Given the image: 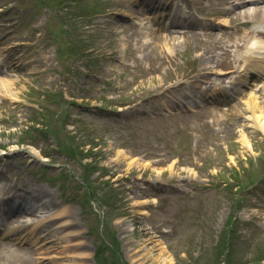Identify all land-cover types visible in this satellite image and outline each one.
<instances>
[{
	"label": "rangeland",
	"instance_id": "374dc122",
	"mask_svg": "<svg viewBox=\"0 0 264 264\" xmlns=\"http://www.w3.org/2000/svg\"><path fill=\"white\" fill-rule=\"evenodd\" d=\"M51 1L0 0V148L9 149L0 150V216L21 232H33L35 246L4 244L0 264H97L98 254L102 264H111L113 257L97 235L104 212L129 264H179L190 253L203 260L205 251L215 253L238 200L243 205L236 214L234 256L236 263L253 262L264 252V181L242 193L224 182L232 187L249 173H264V87L256 114L248 97L225 113L216 105L194 114L175 111L184 102L207 100V78L216 77L212 68L223 72L226 61L237 65L241 54L249 55L251 38L244 35L249 24H232L215 34L157 32L141 20L131 0H84L106 11L91 20L80 17L85 10L79 3L59 8ZM68 12L73 16L66 19L78 30H67L70 35L62 32ZM230 44L243 45L232 46L226 56ZM59 45L69 47L64 70ZM80 46L88 53L77 58ZM60 91L67 101L82 104L84 99L91 105L65 116L61 136L71 137L69 146L94 153L95 158L91 153L84 158L90 169L94 163L109 169V174L91 170L90 177L95 181L91 192L107 180L112 183L113 188L98 190L109 199L104 208L99 199H85L84 168L67 154L52 162L41 155L48 144L20 145L22 128L42 107L66 109L67 104L48 100V93ZM105 102L117 115L94 108ZM48 140L56 147L52 137ZM156 192L161 198L150 205ZM14 195L28 206L13 216ZM35 210L55 218L26 223L24 217Z\"/></svg>",
	"mask_w": 264,
	"mask_h": 264
},
{
	"label": "bare ground",
	"instance_id": "6f19581e",
	"mask_svg": "<svg viewBox=\"0 0 264 264\" xmlns=\"http://www.w3.org/2000/svg\"><path fill=\"white\" fill-rule=\"evenodd\" d=\"M255 9V8H254ZM254 9L252 11V13L254 12ZM228 21V19H224L223 22L226 23ZM260 104V103H258ZM257 102H256V99H255V95H251V93L249 94V97H248V106H249V109L254 112L255 114L257 113ZM261 106V105H260ZM261 119L260 115H258V120L259 121ZM261 124V122H259ZM11 230V229H9ZM9 232H7L8 234ZM6 233L4 232H1V228H0V240L6 236L5 235ZM30 238L27 236V237H24L23 235L20 236V238H18V240H16L17 242H22L23 240H25V242H27ZM1 258H7L5 255L2 256ZM170 260V259H169Z\"/></svg>",
	"mask_w": 264,
	"mask_h": 264
},
{
	"label": "trees",
	"instance_id": "16d2710c",
	"mask_svg": "<svg viewBox=\"0 0 264 264\" xmlns=\"http://www.w3.org/2000/svg\"><path fill=\"white\" fill-rule=\"evenodd\" d=\"M65 150H66V154H68L69 156L77 157V154H78L77 150L72 149L71 147H66ZM208 262H211V264H218L217 260H214V261L210 260Z\"/></svg>",
	"mask_w": 264,
	"mask_h": 264
}]
</instances>
